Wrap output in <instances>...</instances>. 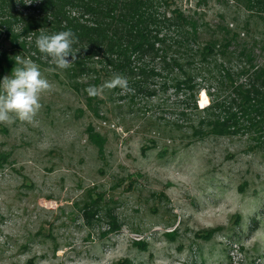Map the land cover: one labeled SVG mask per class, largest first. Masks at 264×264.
<instances>
[{"label": "rangeland", "instance_id": "374dc122", "mask_svg": "<svg viewBox=\"0 0 264 264\" xmlns=\"http://www.w3.org/2000/svg\"><path fill=\"white\" fill-rule=\"evenodd\" d=\"M173 2L212 24L241 13L225 0ZM9 48L0 30V59ZM32 61L53 89L33 122L0 123V264H264L254 136L192 138L168 118L171 96L122 106Z\"/></svg>", "mask_w": 264, "mask_h": 264}, {"label": "trees", "instance_id": "16d2710c", "mask_svg": "<svg viewBox=\"0 0 264 264\" xmlns=\"http://www.w3.org/2000/svg\"><path fill=\"white\" fill-rule=\"evenodd\" d=\"M173 1L0 0V30L10 44L1 53L0 82L12 74L17 55L55 68L35 40L40 31L71 29L80 51L64 73L78 92L88 95L89 86L121 74L134 94L108 91L122 106L171 96L175 129H189L195 139L254 136L264 148V0H225L241 13L233 22L220 14L215 24ZM202 91L210 103L200 108ZM102 201L85 204L87 219L99 214ZM109 218L117 231L118 221Z\"/></svg>", "mask_w": 264, "mask_h": 264}, {"label": "clouds", "instance_id": "9594fccd", "mask_svg": "<svg viewBox=\"0 0 264 264\" xmlns=\"http://www.w3.org/2000/svg\"><path fill=\"white\" fill-rule=\"evenodd\" d=\"M79 42L76 34L71 30H63L48 34L40 31L35 40V45L41 54L51 58L56 69H68L77 59L80 51L73 46ZM99 58V57H97ZM16 66L11 76H5L0 82V123L11 124L15 120L20 122H33L42 108L41 98L45 93H50L52 84L46 79L39 68L29 58L17 55ZM119 88L123 93L134 94V89L129 86L127 77L114 74L99 87L89 86L85 89L89 97H101L105 90Z\"/></svg>", "mask_w": 264, "mask_h": 264}, {"label": "bare ground", "instance_id": "6f19581e", "mask_svg": "<svg viewBox=\"0 0 264 264\" xmlns=\"http://www.w3.org/2000/svg\"><path fill=\"white\" fill-rule=\"evenodd\" d=\"M199 103H200V105H202V107H205V106H207V104H209V98H208L205 91H202L200 93Z\"/></svg>", "mask_w": 264, "mask_h": 264}]
</instances>
